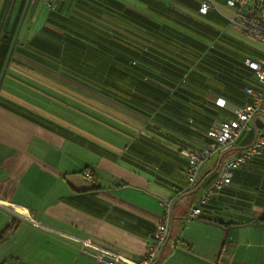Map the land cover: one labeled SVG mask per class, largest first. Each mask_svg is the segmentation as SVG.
<instances>
[{
	"label": "crops",
	"instance_id": "1",
	"mask_svg": "<svg viewBox=\"0 0 264 264\" xmlns=\"http://www.w3.org/2000/svg\"><path fill=\"white\" fill-rule=\"evenodd\" d=\"M214 2L216 9L203 16L208 32L196 38L232 27L234 10L225 0ZM85 29L82 0H60L52 11L43 0L35 6L0 0V234H9L0 244V264H97L89 254L96 249L142 260L169 200L170 238L155 264H264V158L237 169L229 185L202 201L220 157L252 145L255 129L205 162L200 183L188 188L180 150L199 151L203 144L191 116L203 127L216 125V109L199 96L218 88L192 81L175 88L181 58L102 9L98 33L126 29L162 51L160 67L145 62L138 72L150 84L130 86L132 75L121 81L120 72L97 63L114 59L103 49L113 40H90ZM93 48L102 54L84 70ZM154 55L150 50L149 59ZM248 58H264V50ZM236 88L241 103L252 100ZM221 98V107L230 102ZM195 207L203 214L187 220Z\"/></svg>",
	"mask_w": 264,
	"mask_h": 264
},
{
	"label": "trees",
	"instance_id": "2",
	"mask_svg": "<svg viewBox=\"0 0 264 264\" xmlns=\"http://www.w3.org/2000/svg\"><path fill=\"white\" fill-rule=\"evenodd\" d=\"M59 1H57L56 4H58ZM82 1H83V28H86L83 31V36L93 41H96V39L104 40V41L113 40V42L115 43L113 47L110 44L105 45L103 47V49L113 51L114 59L111 61L105 60L103 63H100L98 61L97 62L98 65H102L103 70L108 69V70H114L120 72L119 76L121 81H127L125 78H122L123 76L128 74L132 75L133 80H130V86L141 88L147 83L150 84L149 79L145 80L144 78L140 77L138 75V72L145 71V64H144L145 62H148L149 66L153 69L160 67V63L158 62V60H160L158 54L161 55L162 51L157 47H150V45L146 46V44L144 45L142 40L140 41L137 39L135 41L133 37L128 34L126 29L124 30L120 29L114 33L109 31H102V32L99 31L98 33L97 32L98 30H95V21L98 12L102 11V9L110 13L111 12L116 13L124 21H126V23L127 21H129L134 25L136 24L137 28L140 29L139 31L140 34L146 33L150 35V37L153 40L157 41L158 44L160 42V44L163 43L164 45H166V48H168L167 51L173 54V56H177L181 58L177 60L182 66L181 67L182 74H181V78L177 82H175L177 83L175 84V88H181L182 86L187 85V83L190 85V81L198 83L201 87H203L204 83L206 82L207 84L215 85L218 88L219 91L216 92L203 91L202 92L203 94L199 96V98L204 99L207 102V104H210V108L211 106L212 107L214 106V108L216 109L217 122L215 126H217L220 121L227 120L235 116L233 110L236 109L235 106L238 103H241V100H239L241 99L239 98L241 97L240 96L241 93L236 88L237 85L242 86V88H244L246 95H248L249 97L251 95H249L246 92V89L248 87H257L258 85L255 81L253 71L250 70L245 65V60L248 59V57H245L234 64H229L227 62V58L224 54V47L220 42L221 39L223 38L222 34L216 32H210V37H211L210 39L196 38L199 37V35H204L207 34L208 32V31L206 32L203 31L206 28V23H207L206 19L203 16H206L209 12L207 14H202L199 11L201 3L204 0H82ZM128 2L136 3L137 8L135 7L136 9L133 10V6L130 5ZM139 3L145 6V9L140 7ZM56 4L54 5V7L56 6ZM54 7L49 11H52ZM145 28L147 29L146 32L144 31ZM100 33L102 35H100ZM149 49L153 50V52L157 54L153 56L155 58L151 57L149 59L150 57ZM88 53L92 55L91 57L92 63L90 58L88 59L89 60L88 62H84L83 67L85 66L88 67V68H83L84 70L85 69L89 70L91 66H96L97 65L95 63L96 56L100 57L99 53L102 54L96 48L88 49ZM105 58L109 59V57H105ZM240 69L242 70L240 71ZM241 72H245L246 74L243 75L241 74ZM221 95L222 97H224L223 100L226 103L228 100L226 101L225 97H227V99H230V102H228L227 105H224V107L219 106L217 104L218 102H216L217 99H220ZM252 100L249 102H242L241 104L243 106L241 107H244L248 103H251ZM205 108H207V105L205 106ZM196 112L202 113V111L200 110H196ZM219 114L222 115L220 116ZM197 120H198L197 117L191 116V120L189 121V123L193 124L192 126L194 129L193 130L194 134L204 139L202 144L203 147V145L210 140V137L208 136V132L211 130V128L215 126L203 127L202 125L198 124V122H196ZM246 132L247 131H245L241 135V137H243L246 134ZM239 139L237 140V142L239 141ZM202 147L199 149V151H192V150L190 151L200 152ZM182 150L183 149L180 150V154L187 159V167H188L189 160L186 156L182 154ZM221 153L222 152L220 151L219 154ZM263 158H264V153L262 157L248 161L247 163L242 164L239 168H241L242 166H246L257 159H263ZM85 171L86 170L83 171V174H85ZM234 176H235V172H234ZM199 183H200V176L197 184L194 187H196ZM185 185L188 187L187 168L185 170ZM204 185H208V182L206 181ZM8 235L9 234L7 231H4L3 233L0 234V244L8 238Z\"/></svg>",
	"mask_w": 264,
	"mask_h": 264
},
{
	"label": "built area",
	"instance_id": "3",
	"mask_svg": "<svg viewBox=\"0 0 264 264\" xmlns=\"http://www.w3.org/2000/svg\"><path fill=\"white\" fill-rule=\"evenodd\" d=\"M39 0H27L33 6ZM59 0H43L44 6L50 10ZM226 5L234 10L230 24L245 36L264 43V0H225ZM216 9L214 0H204L199 11L207 14ZM245 65L253 71L257 87H248L246 92L253 97L251 103L233 110L234 117L220 121L208 132L210 140L205 143L200 152L182 150L189 160L187 167V185L193 188L200 176L201 167L221 150L237 142L241 135L254 128L256 130L254 143L234 157L223 161L218 169V175L212 184L205 189L202 201L215 195L232 182L234 172L242 164L263 156L264 153V58L245 60ZM221 99L220 101H222ZM219 102V101H218ZM224 100L222 104L224 105ZM263 124L261 127L260 125ZM85 176L92 178L90 171ZM164 210L161 220L152 234L149 249L142 260H135L124 253L115 250L96 249L89 253L97 264H155L158 254L169 237V226L173 209V200L163 202ZM203 213L200 207L192 208L187 214V220L198 218ZM175 242L172 246L175 247Z\"/></svg>",
	"mask_w": 264,
	"mask_h": 264
},
{
	"label": "rangeland",
	"instance_id": "4",
	"mask_svg": "<svg viewBox=\"0 0 264 264\" xmlns=\"http://www.w3.org/2000/svg\"><path fill=\"white\" fill-rule=\"evenodd\" d=\"M226 30L221 31L223 38L220 42L229 64H234L245 57H256V54L264 50V43L245 37L236 27L232 26Z\"/></svg>",
	"mask_w": 264,
	"mask_h": 264
},
{
	"label": "water",
	"instance_id": "5",
	"mask_svg": "<svg viewBox=\"0 0 264 264\" xmlns=\"http://www.w3.org/2000/svg\"><path fill=\"white\" fill-rule=\"evenodd\" d=\"M262 125H263V124H261L260 127H261ZM222 160H223V156L220 157V159L218 160V163H217V167H216L215 172L218 171V169H219V167H220V165H221V163H222ZM200 188H201V186H200ZM169 238H170V237H168V240H169Z\"/></svg>",
	"mask_w": 264,
	"mask_h": 264
},
{
	"label": "bare ground",
	"instance_id": "6",
	"mask_svg": "<svg viewBox=\"0 0 264 264\" xmlns=\"http://www.w3.org/2000/svg\"><path fill=\"white\" fill-rule=\"evenodd\" d=\"M19 208V207H18ZM15 209H17V208H15ZM20 212V211H19ZM23 216V215H22Z\"/></svg>",
	"mask_w": 264,
	"mask_h": 264
}]
</instances>
